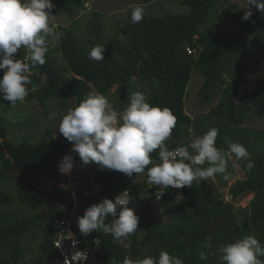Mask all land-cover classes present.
I'll list each match as a JSON object with an SVG mask.
<instances>
[{"label":"trees","instance_id":"trees-1","mask_svg":"<svg viewBox=\"0 0 264 264\" xmlns=\"http://www.w3.org/2000/svg\"><path fill=\"white\" fill-rule=\"evenodd\" d=\"M152 1L154 0H142L144 4ZM185 1L190 7L187 13H166L161 17H151L145 12V18L139 24L130 22V12L124 23L119 25L115 37L116 52L121 57L120 60L108 50L103 27L99 20L102 14L96 12L91 24L100 44L105 46L104 57L107 59L105 65L99 66L89 60L88 53L78 42L76 35L70 29L62 27L59 36V48L65 57L69 71L73 75L71 77L64 75L63 70L53 62L49 50L46 54V63L43 66H36L40 69L43 79H38L39 85H31L35 88H29V95L26 99H38L42 106H46L47 100L51 98L68 100L73 96L77 99V106L90 92H99L105 95L114 86H117L121 92L123 86L126 85L129 88L132 78L141 74L146 80L157 79L160 90L153 92L148 102L172 110L177 117V125L173 131L176 137L180 138L179 127L193 123L192 118L185 112V96L194 68H198L205 78L200 91L201 95L211 99L212 92L225 83V78L221 72L224 56L251 58L254 48L259 47L258 49L261 50L264 58V15L256 11L255 8H253L254 14L249 21L241 19L243 13L239 12L235 3H232L223 12L230 19L238 21L235 34L223 30L221 21L215 30L205 28L204 31H199V27L206 24L208 16L219 0ZM53 3L56 5L53 9L55 17L60 14L72 16L78 8L83 7V4L78 3L77 0H53ZM188 48H196L197 55L189 54ZM2 75L3 71L0 70V77ZM43 80L46 81V84L41 86ZM236 93L237 91L231 92L223 89L217 107L213 108V113L217 117L239 127L246 119V112L249 110L248 104L253 105L256 115L264 116V77L257 80L254 89L245 94L239 103L235 99ZM245 98L247 99L244 103ZM215 127L219 129L217 146L220 147L226 143L222 132L223 122L216 124ZM248 133V130L244 131L239 143L245 144V137L248 136ZM0 139H2L0 147H4L6 150V154L0 155L2 173L16 170L28 176L21 183L17 192V197L22 202L38 200L41 185L35 176L36 172L49 167L56 159L59 161L60 157L69 154L72 148V145L62 135L58 133L56 136L53 130H49L35 144H31L27 139L19 144H14L8 139L6 128L2 125L0 127ZM158 151L152 154V157L157 160H159ZM71 154L73 160H76L74 154ZM255 163L257 168L255 176L240 180L230 189V194L234 198H238L249 191L258 195L264 194V156H259ZM240 165H242L241 162ZM55 180L58 182L63 180V174L57 172ZM140 185L148 186L147 178ZM202 186L200 182L194 181L192 187L182 189L183 198L179 202L177 221L170 229L158 227L150 221L148 215L152 212L151 204L142 206L137 210L136 214L140 217V224L147 226V234L140 243L137 242L138 239L135 234L133 235L131 253L135 259L146 257L144 248L154 242L164 245V249L170 254L175 250H181L174 246L172 241H176L179 237H186L189 241L193 234L198 233L203 225L211 222L213 216L223 210L226 204H223L222 207H216L213 203L216 195L210 193L209 189H203ZM136 187L138 185L135 184L113 186V190L105 192L103 198L112 199L113 195L126 189L134 191ZM166 198L164 197L163 201ZM13 199L14 197L0 186V207L2 204H11ZM83 213L84 211L80 212V215L82 216ZM258 215L259 213L255 211L253 220H256ZM68 217L60 204L53 208L48 218L38 214L34 217H25L16 224L6 222L5 224L4 216L0 214V242L4 244V242L10 243L12 238L14 240L11 244L14 252L3 262L7 260L12 264H20L21 238L35 221L42 220L46 227L41 244V256L33 264L45 263L55 253L51 221L55 218ZM111 219V217L107 218L106 223H110ZM227 224H231V227H228ZM73 227L76 233L84 237L79 232L77 219L73 220ZM216 231L221 233L224 242L229 240L228 233H230L231 242L247 236V230L241 224L235 227L228 220L223 228H218ZM262 231L264 232V229ZM84 238L88 240L89 245H92L93 241L99 238L103 245V258L107 261L121 260L127 255L128 250L122 246V241H115L110 234L95 231ZM204 240L206 239L199 241ZM198 242L194 245L193 254L190 250L184 249L188 250L190 258L193 260L192 263L189 262L190 264H201V259L196 251ZM261 244L263 245L262 242ZM211 245L210 249H205L212 251L214 244ZM160 251L162 250L155 251L151 257L158 258ZM183 261L186 264L187 260L183 259Z\"/></svg>","mask_w":264,"mask_h":264},{"label":"clouds","instance_id":"clouds-1","mask_svg":"<svg viewBox=\"0 0 264 264\" xmlns=\"http://www.w3.org/2000/svg\"><path fill=\"white\" fill-rule=\"evenodd\" d=\"M246 9L241 19L249 21L253 8L264 15V0H245ZM53 0H0V101L15 106L23 103L29 95L30 74L37 65L46 63L50 47L59 41L53 23ZM90 9L91 0L83 3ZM145 9L136 6L131 11L130 22L139 24L145 18ZM123 38V37H121ZM27 53L24 59L17 58L20 50ZM106 49L97 44L88 52V59L104 61ZM177 117L168 107L152 105L142 92H135L130 103L122 111L114 108L109 99L99 93H88L79 104L64 114L58 125V133L72 145L69 154L58 164L60 174L71 175L74 160L71 153L78 154L82 166L97 165L99 171L111 170L128 177L141 175L147 169V183L159 186L160 198L163 189L192 187L194 181L214 183L217 174L229 180L232 169L239 170L241 160L248 161L250 171L255 167L248 149L241 143L232 142L227 149L217 146L219 129L211 127L202 135L190 138L187 147L169 150ZM191 149V151H189ZM158 151L159 163H153L152 154ZM207 164V167H203ZM152 165L151 167H149ZM63 187V186H62ZM130 194L125 190L113 199L102 198L88 206L82 216L77 217V226L82 236L98 231L110 234L115 241L127 239L139 229L140 217L134 208ZM111 217V222L106 223ZM70 232V231H69ZM76 241L73 242L75 247ZM59 247V246H58ZM211 248V243L205 245ZM223 264H264V245L253 235L221 245L218 249ZM87 259V253L76 252L74 264ZM200 259H207L202 252ZM122 264H184L179 257L168 251H160L158 258L146 256L133 260L125 257Z\"/></svg>","mask_w":264,"mask_h":264},{"label":"rangeland","instance_id":"rangeland-1","mask_svg":"<svg viewBox=\"0 0 264 264\" xmlns=\"http://www.w3.org/2000/svg\"><path fill=\"white\" fill-rule=\"evenodd\" d=\"M77 1L80 4L85 2V0ZM232 3H235L239 8V12L244 14L246 11V9H243L246 7L245 0H219L216 7L208 16L206 24L199 27V31H204L205 28L215 30L219 27V21H221V28L223 30L235 34L237 32L238 21L230 19L226 13L223 14ZM136 6L143 7L145 12L151 17H161L166 13H187L190 9L185 0H154L146 4H144L142 0H91L90 9L80 7L72 16L67 14L58 15L56 18L61 26L57 33L60 36L62 27L70 29L76 35L78 42L88 53L92 47L100 44L91 24L94 14L99 12L102 14L99 20L103 27L107 48L115 58L120 60L121 57H119L116 52L115 37L119 25L124 23L128 14ZM258 48L259 47L254 48L251 58L242 59L238 56H224V64L221 72L225 78V83L212 92L211 99L201 95L200 91L205 78L198 68L193 69L186 91L185 109L190 113L189 116L193 117L192 119H194V121L191 125H182L179 127L181 132L180 141H177L179 138L174 135V131L171 140L187 146L190 143L191 137L202 135V131L207 132L209 128L215 127L216 124L223 122L222 132L226 143L220 147L227 149L229 143H239L244 131L248 130L249 133L248 136L245 137L244 146L250 152L252 161L255 163L259 156H264V116L260 117L256 115L252 104L247 105L249 110L246 112V119L239 127L224 121L213 113V108L217 107L222 97L223 89L230 90L231 92L237 91V93L239 91L243 92L240 101L243 100L245 94L250 93L254 89V84L260 78L258 72L261 71V64L264 61L263 53H261V50ZM50 55L53 62L63 70L66 77H71L73 75L69 71L65 57L59 48V41L54 47H50ZM93 62L99 66L105 65L107 59L105 58L102 62ZM250 67L253 68L250 69ZM45 84L46 81L43 80L41 86ZM115 87L105 94V96L113 104L114 108L120 112L128 106L133 93L138 91L142 92L148 100L153 92H158L160 90L156 78L146 80L141 74L132 78V83L126 91V99H123L122 93ZM246 99L247 98L244 99V103ZM76 103L77 99L73 96L68 100L51 98L47 100L46 106H42L38 99H25L23 103L18 101L15 106H10L9 102L2 101L0 102V127L2 125L5 126L7 137L14 144H19L25 139L29 140L31 144H35L46 135L49 130H53L54 134L57 136L58 125L62 116L66 114L69 109L74 108ZM1 140L2 139H0V141ZM189 151H191V149H189ZM59 162L60 159L59 161L56 159L49 167L36 172L35 176L40 181L41 192L39 193L38 200L35 202H22L17 197L19 186L28 176L16 170L2 173V163L0 162V186L5 192L14 197L11 204H2L0 207V214L5 218L4 223L16 224L20 223L25 217H34L38 214L41 216L43 215L51 197L46 187L52 182L51 175L56 170ZM240 162L242 163L240 168L246 176L245 179L254 177L257 169L256 163L255 167L249 171L246 167L248 161L241 160ZM153 163H158V160L153 158ZM151 166L152 165L149 167ZM207 166L208 165L205 164L203 167ZM228 171L231 173V177L227 181L223 179L222 174H217L214 183L206 181L198 182H200L203 185V189L206 190L212 188L216 183L221 187H227V193L214 194L216 195L213 202L214 205L216 207H222L223 204L229 201L234 202L236 204L235 215L237 217V225L241 224V226L247 230V236H255L264 245V232L262 231L264 229V194L258 195L253 191H249L238 198L233 197L231 199L230 189L242 179L238 170L232 169L231 165H229ZM64 175L66 174H63V176ZM72 177L73 182L78 184V186H75L77 196L74 198L71 195L72 188H70V186L68 187L70 189L64 187V182L61 180L59 184L63 200L60 205L64 213L71 217L74 211V204L76 203L77 206L73 219H77L78 216H81L80 212H83L88 204L89 206L91 205L92 196L90 190H88L84 184L74 176ZM146 178L147 169L144 174H133L132 177L111 170L97 171V175H95V173L90 174V179L96 188L124 184L138 185L134 190L136 197L139 200L149 202L152 206V212L148 215L150 221L158 227L170 229L177 221L176 215L179 202L183 198V192L179 190L175 196L168 194L165 201H155L157 186L153 185L147 187L140 185ZM98 202L100 201H95V203ZM255 211L258 212L259 215L256 216V220H253ZM227 226L231 227V224H227ZM45 227L46 224L42 220H37L23 234L20 245L22 249L20 264H33L35 260L41 256V244L43 243ZM146 234L147 226L139 223V229L135 233V237L138 239L137 242L140 243L145 238ZM229 234L230 233H228L229 240L226 242L223 241L219 231H216L210 238L198 242L196 246L197 255L200 257L202 252L207 254V259L201 260V264H223L218 249L221 245L232 243ZM13 241L12 238L10 243L4 242L3 244L0 242V264H12V262L7 260L3 262V260L8 259L14 252L11 246ZM187 242L186 237H179L176 241H172V244L179 248ZM208 243L214 244L212 251L205 249V245ZM159 249L164 251V245L154 242L151 245H147L144 248V252L146 256H152V254ZM171 255L182 258V260L186 259V264H190L193 261L190 258L188 250H175ZM260 259L264 260V257H260Z\"/></svg>","mask_w":264,"mask_h":264},{"label":"built area","instance_id":"built-area-1","mask_svg":"<svg viewBox=\"0 0 264 264\" xmlns=\"http://www.w3.org/2000/svg\"><path fill=\"white\" fill-rule=\"evenodd\" d=\"M53 23L56 25V32H59V27H60V23L57 21L56 17H53ZM188 53L189 54H195L197 55V49L196 48H188ZM27 53L24 49L20 50V53H18L17 58L20 59H24L25 62H29L27 59ZM253 67H250V69H252ZM42 78V74L39 68L34 67L31 74H30V79L32 81V83L30 85H28V88L30 89H34L35 86L39 85L40 82L38 81V79ZM43 79V78H42ZM31 85H35V86H31ZM168 146V145H167ZM178 147H187L186 145H181ZM169 150H172L176 147H169ZM74 156L77 158L76 160L80 161V158L78 156V154L73 153ZM94 165V164H91ZM72 174V173H71ZM73 174L72 175H68L65 176L63 178V186L64 187H69L72 188V182H73ZM68 188V189H70ZM159 190V186H157V191ZM174 190V192H176L178 189L175 188H165L163 189V191L165 192V194L160 198V193L157 192L156 197H155V201H162L164 199V197H167L168 194H171V192ZM125 191V190H124ZM126 191L130 194V198L133 200L132 203L129 205V207L134 208L136 213L137 210L142 207V206H146L148 204V202H142L139 201L136 196L134 195V192L130 189H126ZM71 195L76 198V191L75 190H71ZM117 195V194H116ZM112 196V199L114 200L115 196ZM77 204H74V211L73 214L71 215V217L68 218H55L51 221V228L53 230L54 233V239H53V246H54V255L48 259L45 263L43 264H74V262L72 261L71 257L78 251H83L84 253H87V259L85 261H83V257H81L80 262H76V264H122L124 258L130 257L133 260H136L132 253H131V248H132V244H133V235L128 237L127 239H121L122 241V246L124 248H126L127 251V255L121 259V260H111V261H107L103 258V245L102 242L99 238H96L93 241L92 245H89L88 240L84 237H81L78 233H76L74 227H73V215L75 212ZM70 231V232H69ZM76 241L75 247L73 246V242ZM59 246V247H58Z\"/></svg>","mask_w":264,"mask_h":264},{"label":"water","instance_id":"water-1","mask_svg":"<svg viewBox=\"0 0 264 264\" xmlns=\"http://www.w3.org/2000/svg\"><path fill=\"white\" fill-rule=\"evenodd\" d=\"M259 74H260V78L264 77V61L261 64V71H259ZM126 91H127V86L125 85L121 89L123 99H126ZM242 94L243 92L241 91L235 94V99L237 103L240 102ZM1 154H6V150L4 147H0V155ZM61 159L62 157H60V160ZM97 170H98L97 165L82 166L81 162L74 160V168H73L72 174L77 180H79L82 184H84L88 190H90L91 196H92L91 205L94 204L95 201L97 200L101 201L103 198V194L105 192H109L113 190L112 187L111 188H96L95 187L94 183L90 179V174L96 173ZM57 172H58V166L51 175L52 182L49 183V185L46 187L51 197L42 215V217L44 218H48L53 208L56 205L60 204L61 201L63 200V197L61 195V190H60V184L58 181L55 180ZM238 173L241 179L245 180L246 176L241 168L238 170ZM209 191L212 194L227 193L228 188L221 187L216 183L212 188H209ZM230 198L231 199L233 198L232 194H230ZM235 208H236V204L234 202L232 201L227 202L224 209L218 214L213 216L211 222L203 225L198 233L193 234L191 239L187 243H184L179 248L188 249L193 254L194 245L201 239H206V238L213 236L218 228L224 227L225 221L227 220L231 221L232 224L235 227H237V217L235 215Z\"/></svg>","mask_w":264,"mask_h":264},{"label":"crops","instance_id":"crops-1","mask_svg":"<svg viewBox=\"0 0 264 264\" xmlns=\"http://www.w3.org/2000/svg\"><path fill=\"white\" fill-rule=\"evenodd\" d=\"M259 73V72H258ZM254 86H255V84H254ZM115 87V86H114ZM115 88H117V86L115 87ZM185 112H186V114H188V115H190V113L189 112H187V110L185 109ZM191 118H193V117H191ZM193 121H194V119H192ZM174 135H175V133H174ZM176 136V135H175ZM181 138V137H180ZM180 138L179 139H177V141H180ZM167 145L169 146V147H178V146H181V145H184V144H179V143H177L176 141H174V140H168L167 142ZM160 161L158 160V163H159ZM97 171H99V170H97ZM7 172H12L11 170L10 171H7ZM6 172V173H7ZM72 175V174H71ZM95 175H97V172L95 173ZM65 176H68V175H64L63 176V178L65 177ZM72 190H75L76 191V188H75V186H78V184L77 183H74V182H72ZM105 186V185H104ZM113 188V186H110V187H105V188ZM147 187H151V185H149L148 184V186ZM180 189H178L176 192H174V190L171 192V194L170 195H172V196H175L176 194H177V192L179 191ZM134 192V195H135V191H133ZM76 196H77V192H76ZM136 196V195H135ZM137 198V197H136ZM138 199V198H137ZM139 200V199H138ZM139 201H142V202H145V201H143V200H139ZM148 204H149V202H148Z\"/></svg>","mask_w":264,"mask_h":264},{"label":"flooded vegetation","instance_id":"flooded-vegetation-1","mask_svg":"<svg viewBox=\"0 0 264 264\" xmlns=\"http://www.w3.org/2000/svg\"><path fill=\"white\" fill-rule=\"evenodd\" d=\"M224 209V208H223ZM226 222V221H225Z\"/></svg>","mask_w":264,"mask_h":264}]
</instances>
